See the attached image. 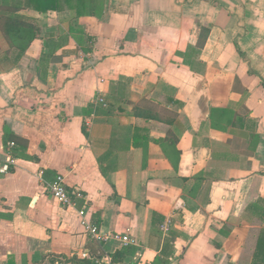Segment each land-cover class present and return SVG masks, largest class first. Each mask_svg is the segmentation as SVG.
<instances>
[{"label":"crops","instance_id":"1","mask_svg":"<svg viewBox=\"0 0 264 264\" xmlns=\"http://www.w3.org/2000/svg\"><path fill=\"white\" fill-rule=\"evenodd\" d=\"M85 1L88 16L21 9L36 34L11 61L0 50L1 158L15 145L0 264H253L264 0ZM59 175L85 205L50 197Z\"/></svg>","mask_w":264,"mask_h":264},{"label":"trees","instance_id":"2","mask_svg":"<svg viewBox=\"0 0 264 264\" xmlns=\"http://www.w3.org/2000/svg\"><path fill=\"white\" fill-rule=\"evenodd\" d=\"M66 6L70 10L76 12V16H88L90 8L85 0H14L13 5L0 4V32L7 38L10 34H17L19 32H28L31 35L36 34V26L30 22L22 20L17 14L21 9H31L38 13L46 14L48 12H59ZM21 55V53H20ZM261 240H259L256 247V254L254 256L253 264H259V259L263 254ZM117 257L115 255L112 260ZM13 264V263H10ZM58 264H94L86 259H78L73 257L71 259H64V262Z\"/></svg>","mask_w":264,"mask_h":264},{"label":"built area","instance_id":"3","mask_svg":"<svg viewBox=\"0 0 264 264\" xmlns=\"http://www.w3.org/2000/svg\"><path fill=\"white\" fill-rule=\"evenodd\" d=\"M103 104L102 99L99 100ZM14 143H8L6 147V158L2 159L0 154V174L5 175L12 171L15 166V158L9 154V151L14 148ZM46 192L50 195L52 199L57 201L60 205L65 208H77L79 203L85 205L86 197L79 189H69L66 185L65 178L62 175H59L55 180L46 185ZM81 225L94 240L97 242H102L106 237L102 236L98 229L94 226H91L88 222L82 221ZM115 240L121 241L123 243L128 242L126 236L120 237L115 236Z\"/></svg>","mask_w":264,"mask_h":264},{"label":"rangeland","instance_id":"4","mask_svg":"<svg viewBox=\"0 0 264 264\" xmlns=\"http://www.w3.org/2000/svg\"><path fill=\"white\" fill-rule=\"evenodd\" d=\"M3 36V33L0 32ZM28 32H19L17 34H11L9 36H7V38H5L4 36L2 37L0 34V50L2 49V51H7L8 49V54L10 56V61L11 59H13V57L22 50V48L24 46H26L27 42L30 39L31 35L29 33V35L27 34ZM3 54V53H2ZM3 56V55H2Z\"/></svg>","mask_w":264,"mask_h":264}]
</instances>
